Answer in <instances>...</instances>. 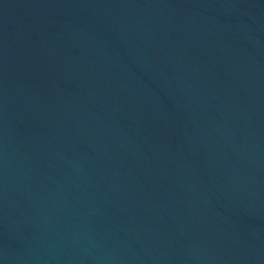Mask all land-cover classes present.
Segmentation results:
<instances>
[{"label":"water","instance_id":"obj_1","mask_svg":"<svg viewBox=\"0 0 264 264\" xmlns=\"http://www.w3.org/2000/svg\"><path fill=\"white\" fill-rule=\"evenodd\" d=\"M0 264H264V0H0Z\"/></svg>","mask_w":264,"mask_h":264}]
</instances>
